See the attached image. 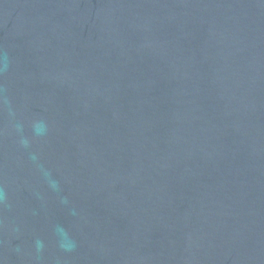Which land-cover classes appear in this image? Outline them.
<instances>
[{
  "label": "water",
  "instance_id": "water-1",
  "mask_svg": "<svg viewBox=\"0 0 264 264\" xmlns=\"http://www.w3.org/2000/svg\"><path fill=\"white\" fill-rule=\"evenodd\" d=\"M0 264H264V0H0Z\"/></svg>",
  "mask_w": 264,
  "mask_h": 264
}]
</instances>
